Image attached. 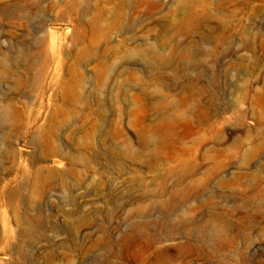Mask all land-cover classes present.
I'll return each instance as SVG.
<instances>
[{
	"label": "rangeland",
	"instance_id": "374dc122",
	"mask_svg": "<svg viewBox=\"0 0 264 264\" xmlns=\"http://www.w3.org/2000/svg\"><path fill=\"white\" fill-rule=\"evenodd\" d=\"M0 264H264V0H0Z\"/></svg>",
	"mask_w": 264,
	"mask_h": 264
}]
</instances>
